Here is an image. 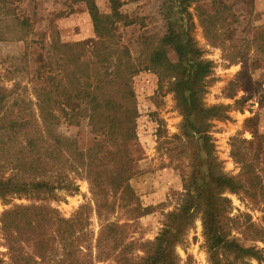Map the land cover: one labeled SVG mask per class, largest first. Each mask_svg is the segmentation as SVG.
Segmentation results:
<instances>
[{"label": "rangeland", "instance_id": "374dc122", "mask_svg": "<svg viewBox=\"0 0 264 264\" xmlns=\"http://www.w3.org/2000/svg\"><path fill=\"white\" fill-rule=\"evenodd\" d=\"M86 2L0 0V149L17 147L4 154L0 150V178L11 174L9 162L24 145V136L33 137L36 145L41 146L34 135L40 138V132L44 134L41 130H45L42 125L27 124L15 127V135L10 133L13 129H3L2 121L15 119L21 112L26 119L30 113L37 117V100L49 92L51 98L62 101L67 82L63 70L67 66L58 61L64 50L58 49L60 54L56 53V46H73L69 51L76 57L81 49L91 50V42L97 40ZM94 3L100 13L110 12L108 0ZM120 4L121 18L114 41L128 50L129 63L135 69L128 84L138 115L135 138L124 143L130 159L129 191L122 192L108 184L111 180L103 172L114 169L113 164L106 167V162L105 167H100L104 164L95 161V174L88 177L83 171L66 172L61 161L46 175L56 178V173L64 172L76 190L56 191L53 198L45 201L25 196H9L5 200L0 197L2 264H58L50 258L45 262L34 258L32 244L40 238L39 229L32 234L24 228L19 234L3 231V212L15 205L33 203L57 211L64 219L78 217L76 224L86 235L80 240L84 243H80L81 252L63 264H135L144 256L163 228L166 215L179 207L184 181L195 164V140L182 136L183 117L171 91L175 75L148 63L169 25H174L178 32L179 20L186 13L192 16V36L202 58L213 63L211 74L204 79L202 103L206 107H225L220 113L226 119L210 121L211 155L222 171L240 185L236 193L224 194L230 201L225 224L230 238L242 247L257 248L264 257V23L253 8V0H120ZM80 43L83 46L76 48ZM167 58L176 61L169 50ZM119 84L112 88L121 93ZM56 109L48 104V110L62 116L51 130L53 133L77 141L80 150L95 140L106 150L114 151L113 145L119 141L113 142L94 131L88 118L68 124L63 112ZM111 224L123 231L115 246L111 237L103 234ZM49 228L55 232L56 225ZM47 229L44 228V241L57 236ZM174 252L176 264H210L199 215L187 226ZM235 264L264 261L247 258Z\"/></svg>", "mask_w": 264, "mask_h": 264}, {"label": "trees", "instance_id": "16d2710c", "mask_svg": "<svg viewBox=\"0 0 264 264\" xmlns=\"http://www.w3.org/2000/svg\"><path fill=\"white\" fill-rule=\"evenodd\" d=\"M94 2L95 0L86 2L97 38L96 41L91 42L92 49L89 51L81 49V52L73 57L69 51L73 46L63 45L60 48L56 46V53L60 54L61 49L64 50L58 61L62 62L63 66H67L66 70H63L64 80L67 79V82L62 101L51 98L49 92L47 96L37 100L39 109L37 117L30 113L26 119L21 112L15 119L5 118L7 122L2 121L3 129H13L10 133L15 135L18 133L15 127L22 128L27 124L45 127V130H41L44 134L40 132V138L34 135L39 142L41 141V146L36 145L33 137L24 136V145L16 150L9 162L11 174L7 178H0L2 200L9 196H25L37 201H45L53 198L56 191L76 190L64 172H55L59 178L48 176L53 171V167H58L61 161L66 167V172L83 171L88 177L95 174L93 171L95 161L104 164L100 167H105L106 162L108 163L106 167L113 164L114 169H106L103 172L111 180L108 184H112L122 192L129 191L130 159L124 143L135 138V122L138 115L133 93L128 84L130 75L135 69L129 63L128 50L114 41L116 25L121 18L120 0H108L110 5L108 14L100 13ZM179 23L181 29L178 32L174 29V25H169L161 39L159 49L150 54L148 63L152 68L157 66L167 70L166 73L169 71L175 75V80L171 83V91L175 95L183 117L182 136L195 140L194 147L198 154L197 152L195 154L192 172L184 181V193L179 207L166 215L163 228L149 244L144 256L135 264H176L177 256L174 248L197 215L202 224L210 264H235L247 258L264 261L260 250L255 247H242L230 238V229L225 224L230 201L224 194L236 193L240 185L234 177L225 174L216 159L212 157V145L208 133L211 120L226 119L224 114L220 113L225 107H206L202 103L204 79L211 74L213 63L202 58V52L196 45L192 36L194 23L191 14L186 13ZM81 44L83 43L75 47L81 48L80 46H83ZM168 50L176 57L174 63L168 61ZM116 83H120L119 88L123 90L121 93L119 90H113L112 87ZM48 104H53L57 107L56 110L63 112V119L68 124L74 123L75 119L88 118V123L94 131L100 132L101 136H108L113 142L120 143H115L114 151H110L94 140L88 148L80 150L77 141L52 132L62 116H55V110H48ZM65 110L70 112L71 116H66ZM44 140L49 141L50 144ZM13 147L17 148L10 146ZM10 148L2 146L0 150L4 154ZM32 152L33 158L30 156ZM1 219L3 231L7 233L19 234L24 228L32 234L39 229L37 236L40 238L32 244V247L34 258H38L40 262L50 258L58 264L65 263L64 260H69L71 256L81 252L80 243L84 242L80 240L86 236L82 232L83 229L76 224L78 217L64 219L57 211L34 203L15 205L3 212ZM49 225H56L55 232H51ZM44 228H48L52 235L57 236L44 241L46 232ZM105 233L108 234L107 237H111L110 240L115 246L118 241L117 236L123 231L122 227L111 224L105 227L103 234ZM98 242L97 238L95 243L97 250ZM86 247L90 251L91 246L88 244ZM0 264H2L1 260Z\"/></svg>", "mask_w": 264, "mask_h": 264}, {"label": "crops", "instance_id": "0c3cea01", "mask_svg": "<svg viewBox=\"0 0 264 264\" xmlns=\"http://www.w3.org/2000/svg\"><path fill=\"white\" fill-rule=\"evenodd\" d=\"M253 8L256 13L260 14V17L264 23V0H253Z\"/></svg>", "mask_w": 264, "mask_h": 264}]
</instances>
